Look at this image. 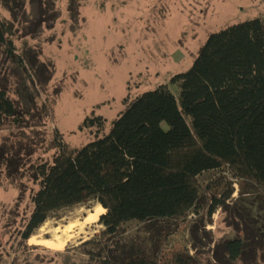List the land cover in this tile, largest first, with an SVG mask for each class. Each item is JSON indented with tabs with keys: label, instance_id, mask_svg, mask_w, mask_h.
Masks as SVG:
<instances>
[{
	"label": "rangeland",
	"instance_id": "374dc122",
	"mask_svg": "<svg viewBox=\"0 0 264 264\" xmlns=\"http://www.w3.org/2000/svg\"><path fill=\"white\" fill-rule=\"evenodd\" d=\"M12 1L14 15L0 0V17L10 23L15 44L11 56L0 49V85L16 102L22 121L0 124L2 149L15 150L8 156L20 163L8 168L0 160V264H90L84 252L90 243L84 244L101 238L103 225L98 217L80 232L76 221L96 211L94 199L60 208L29 238L20 236L37 187L26 167L51 160L54 128L69 145H80L91 137L78 128L85 114L94 109L111 118L122 108V98L134 95L131 1ZM42 103L49 115L41 112ZM67 233L73 237L61 248L43 241Z\"/></svg>",
	"mask_w": 264,
	"mask_h": 264
},
{
	"label": "trees",
	"instance_id": "16d2710c",
	"mask_svg": "<svg viewBox=\"0 0 264 264\" xmlns=\"http://www.w3.org/2000/svg\"><path fill=\"white\" fill-rule=\"evenodd\" d=\"M2 4L15 14L12 0H2ZM11 29L0 17V49L7 56L15 49ZM121 101L122 108L111 118L94 109L84 115L78 128H86L91 137L80 145H69L60 130L53 129L51 160L26 167L37 187L30 193L31 208L20 229L22 238H29L58 209L94 199L105 211L98 218L102 237L84 244L90 243L84 251L90 264H141L135 98L126 94ZM41 110L50 113L44 103ZM8 120L20 125L21 112L8 89L0 85V124ZM12 151L0 145L1 163L8 168L19 160L8 156Z\"/></svg>",
	"mask_w": 264,
	"mask_h": 264
},
{
	"label": "bare ground",
	"instance_id": "6f19581e",
	"mask_svg": "<svg viewBox=\"0 0 264 264\" xmlns=\"http://www.w3.org/2000/svg\"><path fill=\"white\" fill-rule=\"evenodd\" d=\"M105 211V208L99 203L96 211L94 213H91L89 215H86L84 220H77L76 223L79 225V231L82 232L83 230L85 231L86 226L91 223L92 221L96 220L99 215ZM68 229H71L73 227L72 223H69L65 225ZM60 227H56L55 230H59ZM69 237H73V234H65V236L60 239V240H53L49 238H44V243H46L48 246L56 247V248H61L63 245L66 243V240L69 239ZM31 241H35L34 237H31Z\"/></svg>",
	"mask_w": 264,
	"mask_h": 264
}]
</instances>
